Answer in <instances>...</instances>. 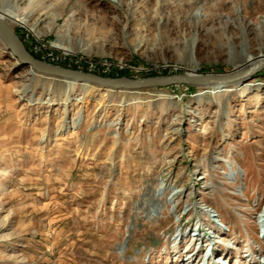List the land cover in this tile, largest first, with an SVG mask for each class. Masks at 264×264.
<instances>
[{
  "label": "rangeland",
  "instance_id": "374dc122",
  "mask_svg": "<svg viewBox=\"0 0 264 264\" xmlns=\"http://www.w3.org/2000/svg\"><path fill=\"white\" fill-rule=\"evenodd\" d=\"M0 16L41 60L103 76L228 72L264 52V0H0ZM32 71L0 38V264H201L209 247L213 264H261L264 69L244 91L69 97Z\"/></svg>",
  "mask_w": 264,
  "mask_h": 264
},
{
  "label": "water",
  "instance_id": "95a60500",
  "mask_svg": "<svg viewBox=\"0 0 264 264\" xmlns=\"http://www.w3.org/2000/svg\"><path fill=\"white\" fill-rule=\"evenodd\" d=\"M0 38L8 47V49H10L12 53L18 58V60H20L25 65L31 66L33 69L39 72L75 79L100 87L118 90L169 87L178 84H189L202 87L218 83H231L241 79H246L264 69L263 59L244 69L234 70L233 68V70L228 72H199L196 74L181 72L136 78L130 76H103L93 72L56 65L41 60L31 53L19 35L14 31L10 23L1 17Z\"/></svg>",
  "mask_w": 264,
  "mask_h": 264
},
{
  "label": "bare ground",
  "instance_id": "6f19581e",
  "mask_svg": "<svg viewBox=\"0 0 264 264\" xmlns=\"http://www.w3.org/2000/svg\"><path fill=\"white\" fill-rule=\"evenodd\" d=\"M29 15H30V13L26 14L24 18H21L20 17V18H17V19L16 18L15 19L13 18V19L16 20L17 22L21 23V24L27 25L28 24L27 21H28V16ZM0 17L2 19H4L5 21H8L5 18H3L2 16H0ZM29 28L31 30H34L35 29L34 26H30ZM55 46L58 47V48H61V49H66V50H70V51L73 50L70 46H68V44L64 43L63 40L60 39V38L57 39V41L55 42ZM138 46L139 45H136V47H135V50L136 51L139 48ZM195 46H196V39L194 38L192 40L191 44H190L189 55L186 56V58H185L186 62H188L190 65H193V66L198 65V60L193 58V50H194V47ZM263 59H264V52L263 51H261L259 54H254V53L248 52L246 54H239V53H237V54H234V56H232V60L237 62V67H236L235 70L244 69V68L249 67V66L253 65L254 63H256V62H258L260 60H263ZM33 70L34 71H32V72L35 73V69H33ZM37 72H39V71H37ZM40 73H42V72H40ZM43 74H45L46 76L49 75L50 77H53V79L56 82L55 84L57 86L61 87L59 90L63 94H65L67 97H69L71 95L72 88L77 83H81V85L86 86V87H90L91 89L107 88V87H100V86H97V85H93V84H90L88 82H82V81H78V80H75V79H69V78H64V77H61V76L51 75V74H48V73H43ZM190 74H196V73H190ZM242 80L243 79L238 80V81H235V82H231V83L212 84V85L216 86V87H214L215 90L209 88V86H212V85L202 86V87H205V88L203 89V91H201L200 94H204L206 92L218 93V92H225V91H233L234 92V91H237V90L244 91L246 89L250 90L253 87L254 84H252L251 82H247V80L246 81H242ZM240 81H242V82H240ZM178 85H180V84H178ZM120 90H122V91H129L130 93H135L136 92V91H134L135 89H127V90L120 89ZM155 95L158 96V97L167 98V99H171V97H172L165 89L164 90H161L159 92H156ZM79 122H80V116L77 117L76 120H75V123H77V125L79 124ZM164 187L165 186L161 183L160 184V188L158 190V194L161 193V190H163ZM174 193L175 194H173L172 197H174L176 195L177 191L174 192ZM161 209H162V205H160L159 202L156 203L155 208H154V211H156V213H159V211ZM212 216H214V215H212ZM209 257H208V259H209ZM209 262H210V260H209ZM219 262H221V261H219ZM221 264H223V261L221 262Z\"/></svg>",
  "mask_w": 264,
  "mask_h": 264
},
{
  "label": "built area",
  "instance_id": "2783aa9c",
  "mask_svg": "<svg viewBox=\"0 0 264 264\" xmlns=\"http://www.w3.org/2000/svg\"><path fill=\"white\" fill-rule=\"evenodd\" d=\"M257 223H258V237L260 239V247L258 248L261 253V264H264V202L262 203V206H261V209L257 215ZM209 249H212L211 247H209ZM209 249L206 250V254L203 258V260H201V264L202 263H205L207 260H208V255H209ZM252 254H255V250L254 248L252 247V250H251ZM192 255V260L194 261L196 258L198 259V257H196L197 255L194 253V254H191ZM215 254H210V257H209V260L211 264H213V261L217 259V257L214 256ZM249 258H253L252 256H249ZM256 258V257H255Z\"/></svg>",
  "mask_w": 264,
  "mask_h": 264
}]
</instances>
